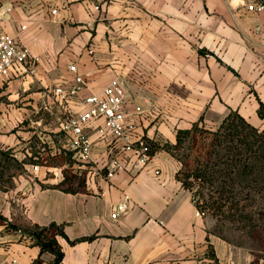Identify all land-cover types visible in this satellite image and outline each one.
Returning <instances> with one entry per match:
<instances>
[{"label":"crops","instance_id":"1","mask_svg":"<svg viewBox=\"0 0 264 264\" xmlns=\"http://www.w3.org/2000/svg\"><path fill=\"white\" fill-rule=\"evenodd\" d=\"M251 3L2 0L0 29L40 61L0 75V155L27 161L0 187V264H51L54 255L24 233L52 222L65 224L70 240L95 235L74 243L59 236L63 264H251L250 253L239 248L238 258L211 232L210 217L197 215L192 191L177 176L182 164L169 151L140 159L122 140L101 134L98 117L84 128L94 168L77 171L83 190L53 187L67 166L75 168L49 158L74 160L70 117L116 75L127 83L122 107L133 143H175L178 130L195 123L216 130L231 111L263 128L264 10H250ZM73 63L86 85L64 100L56 89L73 84ZM114 159L122 167L109 177ZM122 201L127 211L112 217Z\"/></svg>","mask_w":264,"mask_h":264},{"label":"trees","instance_id":"2","mask_svg":"<svg viewBox=\"0 0 264 264\" xmlns=\"http://www.w3.org/2000/svg\"><path fill=\"white\" fill-rule=\"evenodd\" d=\"M258 113L264 118V104L261 103ZM196 133L205 134L209 141L192 153ZM147 146V154L152 155L159 149H165L173 154L182 164L178 178L190 189L196 206L204 214H210L217 219L215 231L221 235L227 222L239 224V227H249L253 236H262L264 231V127L251 124L238 111H231L216 130L200 127L195 123L191 129H180L175 143H159L150 139H142ZM53 163L61 159L71 164V155H65L58 160L49 157ZM3 151L0 155V187L11 184L16 171L23 170V163ZM30 163L36 161L30 160ZM64 171V178L53 187L66 192L76 193L83 190L85 177L74 174L70 177ZM77 185L64 186L73 182ZM43 187H50L42 184ZM0 218L2 216L0 215ZM25 238L41 248V253L50 252L54 255L51 264H63V250L58 237L69 239L65 233V224L52 222L48 225L33 224L25 229ZM222 236V235H221ZM95 235L70 240L93 239ZM214 259V253L210 254ZM40 262V258L36 260ZM251 264H255L251 262Z\"/></svg>","mask_w":264,"mask_h":264},{"label":"built area","instance_id":"3","mask_svg":"<svg viewBox=\"0 0 264 264\" xmlns=\"http://www.w3.org/2000/svg\"><path fill=\"white\" fill-rule=\"evenodd\" d=\"M2 0H0V22L4 19V13L1 11ZM250 10H264V0H252L248 5ZM56 13V10H53ZM93 53V49L89 50ZM40 58L33 56L27 47L20 46L16 40L9 34L0 29V75L8 76L11 72L22 65L36 64ZM69 70L74 73L73 84L69 88L58 87L56 93L64 100L78 97L79 92L85 87L86 81L78 73L77 65L70 64ZM127 83L126 80L116 75L99 92H92L80 100L83 110L73 113L69 120V127L72 130L70 149L73 151V167L75 171L92 170V141L85 133V125L92 119L103 117L104 124L100 127L101 134L110 133L115 139L122 140L123 150H131L140 159H149L147 146L143 140L133 143L129 137L131 124L129 123V114L123 109V103L126 98ZM108 176L115 174L116 170L122 165L119 161L113 160L110 163ZM108 166V167H109ZM39 166L35 165V169ZM193 200L195 201L194 197ZM128 203L122 201L117 204L112 217H117L121 212H126ZM200 209H197V215H201Z\"/></svg>","mask_w":264,"mask_h":264},{"label":"rangeland","instance_id":"4","mask_svg":"<svg viewBox=\"0 0 264 264\" xmlns=\"http://www.w3.org/2000/svg\"><path fill=\"white\" fill-rule=\"evenodd\" d=\"M208 141L209 138H207L205 134L196 133L193 141L192 153L199 151V149H201V147L205 145ZM61 161L63 160L61 159ZM73 161L74 160H72V162ZM65 171L67 172L66 174H68L70 177H72V175L74 174L76 175L79 174L84 176L83 173L74 171L69 166L66 167ZM49 176L51 177L54 176V171H49ZM62 176L64 178V172L62 173ZM73 178H74L73 182H68L64 186L77 185V182L80 179H77V176ZM205 215H208L211 221L213 222L211 226V232L220 236L229 244H231L232 247L235 249V251H237L238 258H239V248H240L242 250H245L247 253L251 254V256L253 257L252 262H254L255 264H264V231L262 236L260 235L253 236L251 232H249V227L247 228H244L242 226L239 227V224L236 223L232 224L230 222H227L226 225L223 226V230H222L223 233L221 234L222 235L221 236L215 231V228L218 224L217 219L210 214H205ZM262 223H264V219L262 220Z\"/></svg>","mask_w":264,"mask_h":264}]
</instances>
